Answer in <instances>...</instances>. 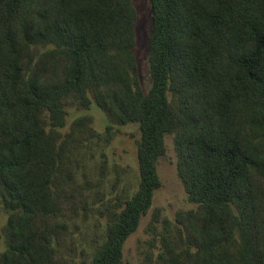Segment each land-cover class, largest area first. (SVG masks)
I'll return each mask as SVG.
<instances>
[{"label":"trees","instance_id":"1","mask_svg":"<svg viewBox=\"0 0 264 264\" xmlns=\"http://www.w3.org/2000/svg\"><path fill=\"white\" fill-rule=\"evenodd\" d=\"M152 85L135 53L132 0H0V264H57L52 241L68 141L67 100L136 123L139 181L92 264H123L153 207L174 137L197 210L177 215L156 264H264V0H150ZM40 47L48 48L40 52Z\"/></svg>","mask_w":264,"mask_h":264},{"label":"rangeland","instance_id":"2","mask_svg":"<svg viewBox=\"0 0 264 264\" xmlns=\"http://www.w3.org/2000/svg\"><path fill=\"white\" fill-rule=\"evenodd\" d=\"M132 1L137 14L135 53L140 81L147 91L152 85L150 0ZM47 49L40 47V52ZM67 103V122L60 131L68 148L59 173L61 210L52 217L58 224L52 241L53 258L57 264H92L94 253L105 240L110 215L137 188L140 130L136 123H117L109 132L108 113L96 103L83 107L70 98ZM166 142V154L158 162L162 185L155 193L153 207L126 242L123 264H156L164 251L162 239L178 235L177 215L198 208L189 200L178 175L174 137L169 135ZM11 213L0 188V257L9 247Z\"/></svg>","mask_w":264,"mask_h":264}]
</instances>
